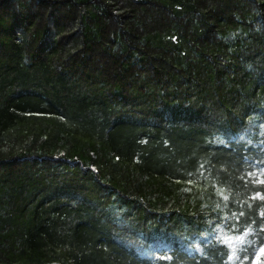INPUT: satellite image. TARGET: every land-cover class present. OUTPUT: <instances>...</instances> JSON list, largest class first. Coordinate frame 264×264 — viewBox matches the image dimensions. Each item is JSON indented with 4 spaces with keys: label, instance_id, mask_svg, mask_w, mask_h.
<instances>
[{
    "label": "trees",
    "instance_id": "16d2710c",
    "mask_svg": "<svg viewBox=\"0 0 264 264\" xmlns=\"http://www.w3.org/2000/svg\"><path fill=\"white\" fill-rule=\"evenodd\" d=\"M253 166L264 0H0V264H262Z\"/></svg>",
    "mask_w": 264,
    "mask_h": 264
},
{
    "label": "snow or ice",
    "instance_id": "6c2138e0",
    "mask_svg": "<svg viewBox=\"0 0 264 264\" xmlns=\"http://www.w3.org/2000/svg\"><path fill=\"white\" fill-rule=\"evenodd\" d=\"M221 143H223V141H221ZM249 143H251V141H249ZM246 175L248 177L253 178V183L264 184V168L253 166V170L247 172ZM188 183L192 184L193 181L189 180ZM222 198L225 201H227L229 197L227 195H223ZM256 198L264 200V192H254L252 194L251 199H256ZM233 215L236 216L238 220L239 216H243L244 213L240 212L239 215L233 213ZM261 215L264 216V210L261 211ZM217 227L220 226L218 225ZM261 230L264 231V226H262ZM252 232L253 230L251 228V225L245 228L243 232H238L237 230H235V226H233L232 230L225 229L224 234L223 235L218 234L215 237V239L231 250V254L229 255V260H235V259H239L238 256L239 252L247 251L248 246L255 245V241L247 240V237L250 236ZM196 250L203 252V248H201L199 245L196 246ZM255 255L256 256L264 255V244L256 248ZM248 259L249 257L247 255L244 256V261H248ZM244 261H242L241 264H244ZM253 264H255V257L253 258ZM262 264H264V262H262Z\"/></svg>",
    "mask_w": 264,
    "mask_h": 264
},
{
    "label": "rangeland",
    "instance_id": "374dc122",
    "mask_svg": "<svg viewBox=\"0 0 264 264\" xmlns=\"http://www.w3.org/2000/svg\"><path fill=\"white\" fill-rule=\"evenodd\" d=\"M220 191H222V193H224L223 189L220 188ZM225 195V193H224ZM203 225H200V227H198L193 234L189 233L187 234V236H189L190 239H195V240H199L200 237H204V236H207L209 237L210 236V233H212L214 236H217L218 234L219 235H223V233L221 232V230L219 229V227H217V225H214L212 226L211 228H209L207 230V225L204 226ZM207 234V235H206Z\"/></svg>",
    "mask_w": 264,
    "mask_h": 264
}]
</instances>
